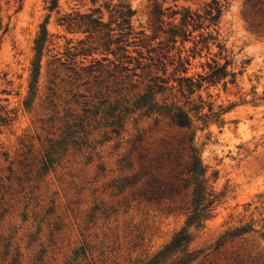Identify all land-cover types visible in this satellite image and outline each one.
I'll use <instances>...</instances> for the list:
<instances>
[{"label": "rangeland", "instance_id": "374dc122", "mask_svg": "<svg viewBox=\"0 0 264 264\" xmlns=\"http://www.w3.org/2000/svg\"><path fill=\"white\" fill-rule=\"evenodd\" d=\"M50 1L0 0V113L11 116L0 132V175L8 179L0 190V264H142L184 226L182 210L167 208L175 204L149 203L130 187H117L140 163H153L175 147L184 132L168 118L135 107L149 84L141 68L149 62L147 51L165 45L158 44L164 35L149 40L150 11L160 6L163 19L176 23L178 17H168L173 10L201 14L211 0H57L51 10ZM216 1L223 6L216 24L221 55L214 45L199 44L191 56L198 34L205 32L198 30L183 45L182 56L190 60L186 74L173 72L176 63L169 65L177 60L176 49L163 60L174 100L182 104L189 97L199 104L200 96L217 115L203 126L191 113L207 183L222 197L200 227L186 228L187 249L195 257L189 264H264V17H256L246 0ZM119 4L134 11L133 34L119 33ZM96 8L111 38L121 40L109 49L100 45L107 28L83 32L60 21ZM43 26L47 40L32 86L35 40ZM121 46L126 51L117 50ZM224 55L234 83L204 81L191 95L185 88L179 93L173 78L197 80L206 62L222 64ZM117 114L126 116L118 136L110 132ZM139 130L141 140L132 147ZM50 146L59 157L43 172V151ZM124 155L132 161L128 168ZM159 175L167 178L164 169ZM242 227L253 231L215 249L225 232ZM82 247L85 256L76 257Z\"/></svg>", "mask_w": 264, "mask_h": 264}, {"label": "trees", "instance_id": "16d2710c", "mask_svg": "<svg viewBox=\"0 0 264 264\" xmlns=\"http://www.w3.org/2000/svg\"><path fill=\"white\" fill-rule=\"evenodd\" d=\"M92 2H95L92 0ZM250 10L257 17H264V0H246ZM57 0H51L49 9L55 8ZM223 11V6L216 0H211L205 5L203 13L193 12L189 8H182L181 10H173L169 14V18L175 19L178 17V21H165L164 10L157 5H154L150 11V30L152 32L149 40L157 38L159 35H164V41L160 40L159 45L165 43L163 47L156 46L148 49V53L151 54L148 59V63L141 66L142 69H146L145 76L149 84L145 85V92L138 95V100L135 101L136 109L143 110L145 114H156L158 116L166 117L170 120L171 124L180 130H184L177 140V145L171 150H167L163 155L153 160V163L146 162L138 165V170L133 172L130 176L123 177L119 180L117 187L120 190H124L130 187L133 190V195L146 202L159 204L161 202H170L175 204L174 206H168L169 212L176 210H182L184 216V226L173 234L170 240L163 245L153 256L147 258L142 264H189L194 260V255L188 251V243L190 241V234L186 228L189 226L200 227L202 222L208 219L214 210L215 205L222 197L221 193H216L212 189L211 185L207 183L205 177L206 168L201 162L200 152L194 144L195 128L192 123V115L196 117V120H200L203 126L207 122L208 118L213 115H217L213 112L212 103L200 100L199 104H191L189 97L186 98L184 103L179 104L175 99V95L172 94L173 86H169V78L166 75L165 56L169 51L177 50V60H172L169 65L176 66L173 69L175 73L186 74L188 66H190L189 58L183 57L184 42H187L192 37V33L198 30H205L198 34L199 39L193 43L191 50V56L196 55V48L201 44L202 48L208 49V44L214 45L219 50V55L224 51L223 45L220 44L218 34L216 31V24ZM94 13H99V16L94 17ZM114 13L119 20L117 27L120 34L130 35L132 32L131 18L134 11L128 4H119L118 8L114 10ZM76 18H79L76 21ZM61 24H66L67 28L71 26H77L78 28L84 27L83 32H101L103 28L109 30L103 36V42L101 46L109 49L111 43H119L121 40L116 37L111 38L110 32L112 29L108 28V24L102 20V14L100 8L92 10L89 14H76V17L64 16L60 18ZM166 26V27H165ZM264 27V24H263ZM212 30L209 31L208 29ZM145 36L144 33H141ZM46 29L41 27V34L35 40V59L31 63L30 68V84L32 86L37 82V78L40 70V60L42 56L43 44L47 38ZM101 38V39H103ZM144 40V39H140ZM167 48L165 53H162L164 48ZM117 50L126 51L122 46L117 47ZM158 50V54L155 52ZM202 49H199L201 52ZM161 54V55H160ZM154 55V56H153ZM142 57V56H141ZM224 63L220 64L218 60L211 59L210 62H206L207 70L204 74L198 75L197 80L192 76H180L173 78V81H178L179 93L183 95V89L191 95L194 92V88L200 89L204 81L212 84L222 81L223 84L234 83L235 73L228 71L227 67L230 65V60L223 57ZM138 65L140 63L138 62ZM140 68L139 66H136ZM154 69L155 71H152ZM161 70L162 75H159L157 71ZM135 74V73H134ZM141 76V75H137ZM182 82L184 84H182ZM168 92V94H166ZM171 96L170 100L169 97ZM186 105L190 107L185 108ZM206 108L207 113H202ZM111 133L116 136L120 135L123 130L124 121L126 117L117 114ZM11 120L9 111H2L0 113V132L2 128L7 125ZM138 135L131 140L132 147H135L141 140V131ZM185 156L184 162H179ZM58 154L54 147H48L43 151V165L41 170L46 172L58 159ZM164 161H162V159ZM139 161H142V156L139 155ZM122 162L128 164L127 168L132 165V161L127 155H124ZM139 163V162H138ZM173 163V164H171ZM171 164L170 166H168ZM164 169L166 171L167 178H161L159 171ZM4 180H8L6 177L0 175V190L4 185ZM180 201L181 204L176 206V202ZM253 231L252 228L242 227L240 229H234L225 232L215 249L222 246L228 240L236 237L240 232ZM261 235L264 233L261 232ZM76 257L78 255L85 256L86 248L82 247L75 252ZM260 261V257L257 258Z\"/></svg>", "mask_w": 264, "mask_h": 264}]
</instances>
